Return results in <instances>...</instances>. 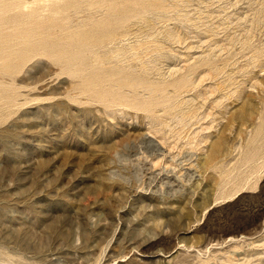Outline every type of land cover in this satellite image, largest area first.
<instances>
[{
	"label": "rangeland",
	"instance_id": "obj_1",
	"mask_svg": "<svg viewBox=\"0 0 264 264\" xmlns=\"http://www.w3.org/2000/svg\"><path fill=\"white\" fill-rule=\"evenodd\" d=\"M0 264H264V0H0Z\"/></svg>",
	"mask_w": 264,
	"mask_h": 264
}]
</instances>
